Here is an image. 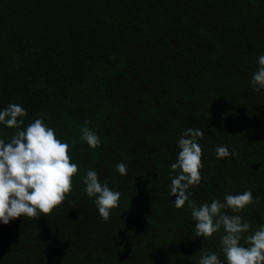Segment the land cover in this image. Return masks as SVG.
I'll return each mask as SVG.
<instances>
[{"label":"trees","instance_id":"16d2710c","mask_svg":"<svg viewBox=\"0 0 264 264\" xmlns=\"http://www.w3.org/2000/svg\"><path fill=\"white\" fill-rule=\"evenodd\" d=\"M260 55L264 0H0V110L21 105L24 126L43 117L79 165L51 215L0 222V264H197L201 248L225 261L223 229L197 237L187 203L175 207L170 165L181 134L201 129L190 199L250 189L259 201L235 213L251 226L242 236L264 223V89L250 83ZM86 120L96 149L80 139ZM17 130L0 124V138ZM222 145L238 156L218 159ZM86 169L121 193L108 222Z\"/></svg>","mask_w":264,"mask_h":264},{"label":"clouds","instance_id":"9594fccd","mask_svg":"<svg viewBox=\"0 0 264 264\" xmlns=\"http://www.w3.org/2000/svg\"><path fill=\"white\" fill-rule=\"evenodd\" d=\"M250 83L253 91L264 89V55L258 56V69L252 74ZM25 116L27 109L17 103H9L0 110V124L18 129L9 142L0 138V222L4 225L22 216L39 219L51 215L71 193L73 177L79 171V165L72 162L69 154V143L62 142L43 117L34 118L24 126V121L18 118ZM88 124L86 120L81 127L80 139L96 149L101 140ZM203 137L201 129L188 128L177 141L179 151L176 161L170 165L169 185V194L176 197L175 207L180 209L187 203L197 237L211 238L223 229L220 249L226 264H264V223L245 238L242 234L249 232L250 223L235 214L259 201L250 189L235 194L225 192L223 201L213 199L197 205L190 199L189 189L202 180L203 149L198 141ZM75 143L73 140L72 144ZM215 153L218 159L238 156V152H230L226 145L217 146ZM115 169L125 176L128 165L120 162ZM83 183L100 218L108 222L112 209L119 207L121 193L111 189L107 182L102 184L99 173L92 169H86ZM226 209L234 214L229 215ZM260 219L264 221V217ZM242 239L247 246L240 243ZM225 261L216 252L201 248L197 264H225Z\"/></svg>","mask_w":264,"mask_h":264}]
</instances>
